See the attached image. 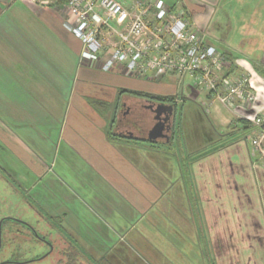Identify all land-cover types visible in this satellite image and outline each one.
Returning <instances> with one entry per match:
<instances>
[{
	"label": "crops",
	"instance_id": "crops-1",
	"mask_svg": "<svg viewBox=\"0 0 264 264\" xmlns=\"http://www.w3.org/2000/svg\"><path fill=\"white\" fill-rule=\"evenodd\" d=\"M118 1L131 9L157 0ZM160 1L184 12L215 49L212 33L222 31L218 51L230 63V76L248 77L254 102L224 105L194 89L191 75L154 80L126 76L120 67L104 72L63 28L64 11L0 0V142L31 177L29 183L22 176L16 188L22 194L33 189L36 213L63 221L68 248L95 264L116 263L114 247L102 249L98 241L143 243L156 227L161 239L174 232L180 246L189 238L184 249L201 264H264V148L253 152L260 129L239 123L264 112V0ZM236 2L243 6L232 8ZM56 82L67 83L65 104L54 103ZM190 103L209 108L201 109L207 123ZM160 104L166 105L159 117L168 115V137L150 141ZM45 112L60 119L51 145L34 133L37 126L55 127L39 124ZM179 133L183 145L175 146ZM53 187L63 193L60 208L43 205Z\"/></svg>",
	"mask_w": 264,
	"mask_h": 264
},
{
	"label": "built area",
	"instance_id": "built-area-1",
	"mask_svg": "<svg viewBox=\"0 0 264 264\" xmlns=\"http://www.w3.org/2000/svg\"><path fill=\"white\" fill-rule=\"evenodd\" d=\"M64 11L62 26L82 45L84 55L106 72L120 67L130 77L159 80L191 75L192 87L213 100L249 107L255 95L247 76L229 75V61L185 18L160 0L124 8L118 0H32ZM260 128L264 112L250 120ZM264 128L252 141L262 152Z\"/></svg>",
	"mask_w": 264,
	"mask_h": 264
},
{
	"label": "rangeland",
	"instance_id": "rangeland-1",
	"mask_svg": "<svg viewBox=\"0 0 264 264\" xmlns=\"http://www.w3.org/2000/svg\"><path fill=\"white\" fill-rule=\"evenodd\" d=\"M223 2L220 4L221 7ZM242 2L240 3L241 7L243 6ZM240 4L239 2H236V4L231 5L232 8H239ZM212 34L214 37L212 44L217 48V50H221L223 46L221 43L222 41L220 40H222L223 36L225 35L221 30H216ZM38 53L43 54V51H38ZM110 71L112 70H109V72ZM65 79L67 78L65 77ZM66 84L67 83H55V88L60 94L58 96L55 95V104H58V102L59 104L61 102L65 104L66 99L68 98L67 90H69ZM188 106L194 110H198L203 119H205L203 122L207 123V114L204 115L202 113V111L206 113L209 109L206 105L201 106L199 103H190ZM40 118L42 119L41 116ZM56 118H50L49 114L45 112L43 120L39 124L42 125L47 122L55 123V127L53 126L47 128L43 126H37V128H39L37 129L38 131H34V133H37V135H39L45 141L46 145H51L53 142L58 140L59 129H57V125H59L60 119L57 118V120ZM187 127L192 129V126L189 127L186 125V128ZM53 129L55 130L53 131ZM12 132L19 136L22 131L12 130ZM26 132L29 134L33 133L32 131ZM182 137L183 136L179 133V139L174 143L175 146L183 145L184 140ZM152 144L153 146L157 145V147L160 146V148H164L163 145L155 143ZM181 149H184L183 152H185V148ZM28 173L29 172H27L21 165L14 152L5 144H3V142H0V218L3 216L12 217L18 221L17 223L8 221L5 228L0 231V264H3V260H8L10 258L20 260L19 262L26 261L23 264H58L57 261L60 260V258L63 259L60 257L58 252L69 247V237L63 231V221H51V224L49 219L46 218L45 220L40 213H36L34 210L33 189L28 193L22 194V190L19 191L18 188H16L18 187L17 183L18 181H21L20 178L22 176L23 178L27 179V182L30 183L29 178L31 177L27 176ZM25 184L28 188L29 184ZM51 190H49L50 193L45 191V197L48 202H43V205L47 203L50 206L55 205L56 207L60 208V199L63 193L61 190L59 191L61 193H59L54 187ZM88 223L89 224H87V226H92V223ZM25 224L34 227V231L32 232L28 227L25 226ZM135 227L136 233L141 234V230L144 229L143 224L140 223L139 226L136 225ZM171 228L173 229L174 227L172 226ZM152 232H154L153 235L143 243L140 241V239V242L132 243L128 239L119 241L118 238L113 239L112 242L110 241L104 243L98 241V243L95 244L100 245L102 249H105L106 247H110L111 249L114 247L113 251H115L113 255L116 261L115 264H201L199 259H197V257L194 255L193 251L191 252L188 249H184L185 246L190 247L192 244V241L189 238L185 243H183V246H180L178 241L175 240V237L173 236L174 232L166 233V237L162 239L155 234V232H161L160 228H151V233ZM39 237H43L50 241L53 248L50 250L47 246L38 241ZM67 253L68 251H66V254ZM79 254L82 255L83 253L79 252ZM43 255H46V257L41 260L33 262L28 261L33 257L37 258ZM83 260L84 264H95L90 258L86 259L83 257Z\"/></svg>",
	"mask_w": 264,
	"mask_h": 264
},
{
	"label": "trees",
	"instance_id": "trees-1",
	"mask_svg": "<svg viewBox=\"0 0 264 264\" xmlns=\"http://www.w3.org/2000/svg\"><path fill=\"white\" fill-rule=\"evenodd\" d=\"M61 2H63V0H61ZM135 94H137L139 96H146L147 98H149L151 100H154V101H158L160 103L162 102V103H165V104H169V103H173L174 102V97H172V96H158V95H149V94L144 95V94H141V93H135ZM239 123L242 124L243 129L254 127L251 123H249L247 121H244V120H239ZM261 128H264V124L259 129H261ZM262 148H264V141L262 143ZM7 222L8 221H3L1 223L0 231H2L5 228ZM63 251L64 252H66V251L69 252V253L66 254L67 258H66L64 264H79V255L80 254H79V251L77 250L76 247H70V248H66L65 250H60V254H62ZM63 261L64 260L59 261L58 264H63ZM30 262H32V261H30Z\"/></svg>",
	"mask_w": 264,
	"mask_h": 264
},
{
	"label": "flooded vegetation",
	"instance_id": "flooded-vegetation-1",
	"mask_svg": "<svg viewBox=\"0 0 264 264\" xmlns=\"http://www.w3.org/2000/svg\"><path fill=\"white\" fill-rule=\"evenodd\" d=\"M155 116H153L152 117V119H153V122H152V124L154 125L157 121L155 120V118H154ZM164 120H165V124H164V134H163V137L164 138H167L168 137V127H169V119H168V115H165V118H164ZM167 131V133L165 134V132ZM3 221H11V222H15V223H17L18 221H16L15 219H13L12 217H5V216H3V217H1L0 218V228H1V223L3 222ZM25 226L26 227H28L32 232L34 231V227H32L31 225H26L25 224ZM40 239H42V240H40ZM38 241H40L42 244H44L45 246H47L50 250L53 248L52 247V245H51V243H50V241H48L47 239H45V238H43V237H39L38 238ZM59 253V255H60V257H62L63 259H61L60 258V260H58L57 262H59V261H61V260H64L63 261V264H64V262H65V260H66V258H67V256H66V252H62V254H60V251L58 252ZM69 253V252H68ZM46 257V255H43V256H41V257H37V258H32L31 260H28L29 262L30 261H38V260H41V259H43V258H45ZM20 260H15V259H8V260H3L2 261V263L3 264H23L24 262H26V261H24V262H19ZM79 264H84V260H83V257H82V255H79Z\"/></svg>",
	"mask_w": 264,
	"mask_h": 264
},
{
	"label": "water",
	"instance_id": "water-1",
	"mask_svg": "<svg viewBox=\"0 0 264 264\" xmlns=\"http://www.w3.org/2000/svg\"><path fill=\"white\" fill-rule=\"evenodd\" d=\"M165 104H160L159 107L155 110V120L157 121L151 128V130L149 131V136L148 139L150 141H154L157 138L162 137V132L164 130V124H165V120L164 119H160L159 115H160V110H163V108H165ZM168 111L169 114L172 113V108L168 107ZM169 128V127H168Z\"/></svg>",
	"mask_w": 264,
	"mask_h": 264
}]
</instances>
